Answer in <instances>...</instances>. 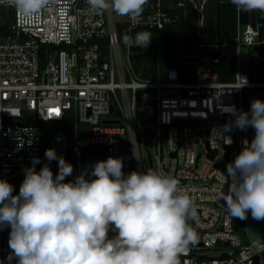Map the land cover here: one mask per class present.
<instances>
[{
    "label": "built area",
    "instance_id": "obj_1",
    "mask_svg": "<svg viewBox=\"0 0 264 264\" xmlns=\"http://www.w3.org/2000/svg\"><path fill=\"white\" fill-rule=\"evenodd\" d=\"M208 1L148 0L140 16L130 17L110 6L91 12L85 0H54L38 16L25 18L0 0V179L14 186L13 194L19 191L23 169L32 166L33 157L42 161L37 171L48 163L47 149H55L58 156L71 155L72 180L82 173V149L89 145H105L108 157L125 159V175L131 168L145 171L141 148L148 138L155 146L158 174L175 178L197 207V218L188 223L199 240L185 248L181 264H255L257 258L264 264V245L255 248L245 243L244 220L229 218L225 202L219 199L231 183L225 181L227 164L242 151V142H251L255 135L253 128L224 131V125L234 119L224 109L235 105L250 111L248 98L264 100L251 94L264 90L259 64L264 24L257 19L252 26L253 16L248 24L238 18L234 73L228 82L209 81L215 76L205 70V64L217 65L220 58L199 57L195 81L183 83L180 70L162 68L149 47L140 51L123 41L125 35L159 33L187 21L192 11L203 27ZM174 54L191 58L180 46L174 47ZM237 74L247 78V87L239 89L243 81ZM57 109L58 115L53 111ZM68 120L74 133L71 142L44 137L42 128L50 126L42 122L55 125ZM212 121L225 123L184 124ZM229 137L231 144H227ZM201 145L205 154L197 151ZM166 158L181 161L173 174L164 165ZM149 163L153 168L150 153ZM57 164L52 161L51 170ZM10 230H0L3 264H8L11 251ZM116 235L109 230V238ZM210 250L222 254L205 257Z\"/></svg>",
    "mask_w": 264,
    "mask_h": 264
},
{
    "label": "clouds",
    "instance_id": "obj_2",
    "mask_svg": "<svg viewBox=\"0 0 264 264\" xmlns=\"http://www.w3.org/2000/svg\"><path fill=\"white\" fill-rule=\"evenodd\" d=\"M18 15L38 16L54 0H6ZM88 10L110 6L121 16L137 17L148 0H85ZM238 10L264 12V0H231ZM125 45L147 49L151 33L125 35ZM247 87L246 77L236 75ZM224 111L233 117L224 131L253 128L242 151L227 164V193L221 191L229 218L264 221V100L254 99L250 111L235 105ZM231 144V138H226ZM44 163L33 157L23 169L19 194L0 179V230L10 228L8 264H181L185 248L195 245L197 232L188 221L197 218L194 200L175 178L154 170L125 175L124 159L108 157L89 166L71 182L74 167L55 149H47ZM58 162L54 175L50 164ZM86 177H94L89 179ZM117 233L109 238V230ZM3 264V261H0Z\"/></svg>",
    "mask_w": 264,
    "mask_h": 264
},
{
    "label": "trees",
    "instance_id": "obj_3",
    "mask_svg": "<svg viewBox=\"0 0 264 264\" xmlns=\"http://www.w3.org/2000/svg\"><path fill=\"white\" fill-rule=\"evenodd\" d=\"M172 1L177 3L181 0ZM252 16L264 24V12L241 10L238 13L231 0H209L206 5V20L203 27L198 26V15L192 11L187 21L172 24L159 33H151L152 43L149 49L156 56H159L162 68L177 67L180 70V79L183 83L195 81V67L199 57L205 61L210 58H220L219 64L207 63L204 67L207 72L215 76L209 81L228 82L234 73V39L237 20L240 18L242 23L248 24ZM175 46H180L182 51H189L191 58L185 60L182 54H174ZM156 56L154 61L157 60ZM259 64L261 66V80L264 81V53ZM42 130L45 138L57 137L71 142L74 136L72 123L69 120L50 127H43ZM64 158L72 165L70 154ZM52 171L54 175L58 174V164ZM71 181H73L72 175L65 180V182ZM237 221L240 223L242 220L237 218Z\"/></svg>",
    "mask_w": 264,
    "mask_h": 264
},
{
    "label": "rangeland",
    "instance_id": "obj_4",
    "mask_svg": "<svg viewBox=\"0 0 264 264\" xmlns=\"http://www.w3.org/2000/svg\"><path fill=\"white\" fill-rule=\"evenodd\" d=\"M197 2H201V0H196ZM210 6L208 5V8ZM251 94H253L256 97H264V90H256L253 91ZM148 144L147 147L145 145ZM197 151L205 154V148L203 145L197 147ZM141 153L143 156V162L145 166V172L148 170H154L158 173V161L156 157V150L153 143L150 142V139L144 138V145L141 148ZM149 153L151 154V157L154 162V167H150L149 163ZM124 165H125V159H124ZM164 165L167 169L170 170L171 174L174 173L177 165H181V161L176 160H170L166 158ZM134 171L133 168H131L128 171V174ZM243 234H244V241L245 243L252 244L253 247L259 248L260 246L264 245V221H255L252 219L251 215H248V219L244 220L243 224ZM230 253V252H229ZM222 252L220 250H210L206 251L204 256L207 258H218L220 257Z\"/></svg>",
    "mask_w": 264,
    "mask_h": 264
},
{
    "label": "water",
    "instance_id": "obj_5",
    "mask_svg": "<svg viewBox=\"0 0 264 264\" xmlns=\"http://www.w3.org/2000/svg\"><path fill=\"white\" fill-rule=\"evenodd\" d=\"M257 21V18L255 16L252 17V26H255ZM140 51H145V49H139ZM255 98L250 97L247 99V103L249 108L251 107V102L254 100ZM113 112V109H112ZM142 123L145 124V120L142 117L141 119ZM225 121H212L209 123H184V124H191V125H206V124H224ZM42 126H53L54 123L53 122H42L41 123ZM146 133H148V131H146ZM255 135H253V139H254ZM108 158V149L105 145H89L86 146L82 149V162H81V171L85 172L89 166H91L92 164H94L95 162L98 161H105ZM89 179H94V177H86ZM17 187H19V185L17 184ZM19 191L17 188V191L13 194V195H18ZM238 229V226L236 225V230ZM225 259H227V256H224ZM7 261V259H6ZM255 264H259V259L257 258L255 260Z\"/></svg>",
    "mask_w": 264,
    "mask_h": 264
},
{
    "label": "snow or ice",
    "instance_id": "obj_6",
    "mask_svg": "<svg viewBox=\"0 0 264 264\" xmlns=\"http://www.w3.org/2000/svg\"><path fill=\"white\" fill-rule=\"evenodd\" d=\"M53 111H55L57 115L59 114V110L58 109L57 110H53Z\"/></svg>",
    "mask_w": 264,
    "mask_h": 264
}]
</instances>
